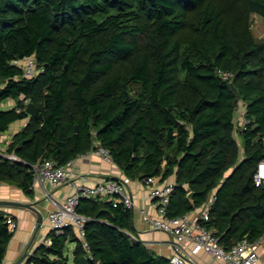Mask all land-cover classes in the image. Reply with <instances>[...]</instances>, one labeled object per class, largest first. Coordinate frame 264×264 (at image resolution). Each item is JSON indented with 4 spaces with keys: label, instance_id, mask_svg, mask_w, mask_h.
Masks as SVG:
<instances>
[{
    "label": "trees",
    "instance_id": "obj_1",
    "mask_svg": "<svg viewBox=\"0 0 264 264\" xmlns=\"http://www.w3.org/2000/svg\"><path fill=\"white\" fill-rule=\"evenodd\" d=\"M32 56L42 72L25 79L13 63ZM7 101L14 107L0 109V134L27 123L5 150L19 161L0 157V184L31 197L32 165L65 166L97 142L130 181L173 178L171 219L214 195L201 225L225 251L263 236L264 0H0V105ZM77 211L88 252L72 228L51 230L26 264H66L68 243L74 264H170L130 238L123 204L83 199ZM8 217L0 208V264L14 234Z\"/></svg>",
    "mask_w": 264,
    "mask_h": 264
},
{
    "label": "built area",
    "instance_id": "obj_2",
    "mask_svg": "<svg viewBox=\"0 0 264 264\" xmlns=\"http://www.w3.org/2000/svg\"><path fill=\"white\" fill-rule=\"evenodd\" d=\"M13 64L19 67L22 77L25 79H33L42 72V68L37 66L33 56ZM218 74L223 80H231L232 78V75L227 72L219 71ZM244 114L245 107L240 102L234 109V123L237 127L244 125ZM91 152L103 161L113 164L109 152L99 143H94ZM0 157L10 161H19L12 154L0 153ZM74 160L60 167L51 160H44L32 165V186L49 185L51 188H56L65 183L68 178V169L73 166ZM261 167H264V164L260 165L259 168ZM261 178H264V175H261L259 170L257 179ZM129 183L130 180L126 177L118 180L105 179L92 186L75 183L72 184L73 193L69 194L60 204L52 201L51 195L47 194L46 198L53 204V209L47 216L48 226L57 232H61L67 227L72 228L80 240L82 248L88 252V244L84 238V227L87 220L77 211L80 201L83 199H100L111 202L113 207H116V204H123L125 208L132 210L134 203L133 195L127 189ZM141 183L148 188V199L156 211L155 218H150L143 212L142 216L152 229L161 231L172 239L173 255L169 259L170 264H190L191 259L183 251V246L187 244L201 250L221 264H264L257 249L260 240L264 238V234L256 243L252 244L244 239L235 244L229 251H225L212 233L201 225L202 221H208L209 212L215 200L214 195L199 209L182 217L171 219L167 217V205L173 191L174 181L161 182L160 178H147ZM6 223L10 231H15L16 224L11 217L7 218ZM87 259L91 260V257H87Z\"/></svg>",
    "mask_w": 264,
    "mask_h": 264
},
{
    "label": "crops",
    "instance_id": "obj_3",
    "mask_svg": "<svg viewBox=\"0 0 264 264\" xmlns=\"http://www.w3.org/2000/svg\"><path fill=\"white\" fill-rule=\"evenodd\" d=\"M12 107H14L12 101H7L0 105V109L2 110ZM26 123L27 119L16 122L5 133L0 134L1 154L6 153V147L13 135ZM67 176V181L56 188H51L49 185L32 186L31 197L12 185L0 184V201L31 204L41 215V224L38 226L37 215L34 212L20 207H0L16 224V229L12 239L8 243L2 264H26L37 247L41 244H50L47 235L51 229L47 223V216L53 209V204L46 198L47 194L51 195L52 201L60 204L69 194L73 193L72 184L82 183L86 186H92L105 179L118 180L125 177L116 165L103 161L91 151L75 158L73 166L68 169ZM170 181H173V178ZM127 189L133 195L134 203V207L131 210L132 228L128 233L130 238L133 241L141 242L157 256L170 259L173 255L171 237L161 231L152 229L151 225L142 216L143 212L150 218L156 217V211L148 199V188L139 181H130ZM257 249L264 263V238L260 240ZM183 251L191 259L190 264H221V262L213 260L201 250L191 245H184Z\"/></svg>",
    "mask_w": 264,
    "mask_h": 264
},
{
    "label": "water",
    "instance_id": "obj_4",
    "mask_svg": "<svg viewBox=\"0 0 264 264\" xmlns=\"http://www.w3.org/2000/svg\"><path fill=\"white\" fill-rule=\"evenodd\" d=\"M26 113L33 117L36 116L37 114V110L35 108V106L31 103H28L25 109ZM75 131H77V127L75 126ZM261 168H259L260 170ZM192 197L193 194L192 193H188L187 194V199L190 203H192ZM5 206H11V207H20V208H25L28 209L32 212H34L37 215V225L40 226L41 224V215L38 212V210L35 209V207L31 204H22V203H16V202H8V201H0V207H5ZM78 264H88V259L86 257H83L79 260Z\"/></svg>",
    "mask_w": 264,
    "mask_h": 264
},
{
    "label": "rangeland",
    "instance_id": "obj_5",
    "mask_svg": "<svg viewBox=\"0 0 264 264\" xmlns=\"http://www.w3.org/2000/svg\"><path fill=\"white\" fill-rule=\"evenodd\" d=\"M251 30L252 34L256 39H260L263 36V21L260 17L254 16L252 18V23H251ZM9 109V108H6ZM74 248L73 243H68L65 248V257L68 259L67 264H73L72 263V251Z\"/></svg>",
    "mask_w": 264,
    "mask_h": 264
},
{
    "label": "bare ground",
    "instance_id": "obj_6",
    "mask_svg": "<svg viewBox=\"0 0 264 264\" xmlns=\"http://www.w3.org/2000/svg\"><path fill=\"white\" fill-rule=\"evenodd\" d=\"M260 174H261V175H264V167H261V169H260Z\"/></svg>",
    "mask_w": 264,
    "mask_h": 264
}]
</instances>
